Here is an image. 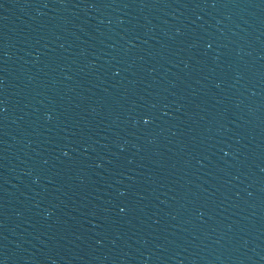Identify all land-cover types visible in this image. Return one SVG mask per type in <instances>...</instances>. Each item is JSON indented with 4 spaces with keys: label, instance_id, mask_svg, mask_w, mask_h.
Masks as SVG:
<instances>
[{
    "label": "water",
    "instance_id": "1",
    "mask_svg": "<svg viewBox=\"0 0 264 264\" xmlns=\"http://www.w3.org/2000/svg\"><path fill=\"white\" fill-rule=\"evenodd\" d=\"M0 264H264V0H0Z\"/></svg>",
    "mask_w": 264,
    "mask_h": 264
},
{
    "label": "snow or ice",
    "instance_id": "2",
    "mask_svg": "<svg viewBox=\"0 0 264 264\" xmlns=\"http://www.w3.org/2000/svg\"><path fill=\"white\" fill-rule=\"evenodd\" d=\"M145 123H148V120L147 119L145 120Z\"/></svg>",
    "mask_w": 264,
    "mask_h": 264
}]
</instances>
